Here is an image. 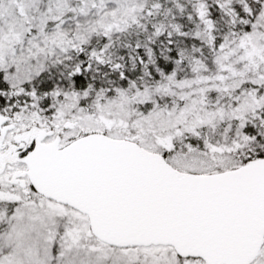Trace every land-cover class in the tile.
Segmentation results:
<instances>
[{"label":"snow or ice","instance_id":"obj_1","mask_svg":"<svg viewBox=\"0 0 264 264\" xmlns=\"http://www.w3.org/2000/svg\"><path fill=\"white\" fill-rule=\"evenodd\" d=\"M0 264H264V0H0Z\"/></svg>","mask_w":264,"mask_h":264}]
</instances>
